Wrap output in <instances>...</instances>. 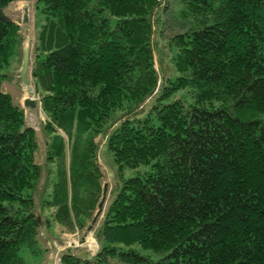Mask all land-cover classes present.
I'll list each match as a JSON object with an SVG mask.
<instances>
[{
	"label": "trees",
	"instance_id": "16d2710c",
	"mask_svg": "<svg viewBox=\"0 0 264 264\" xmlns=\"http://www.w3.org/2000/svg\"><path fill=\"white\" fill-rule=\"evenodd\" d=\"M33 6L42 149L3 87L26 44L0 19V264L38 254L44 227L87 229L104 153L99 249L61 264H264V0Z\"/></svg>",
	"mask_w": 264,
	"mask_h": 264
},
{
	"label": "rangeland",
	"instance_id": "374dc122",
	"mask_svg": "<svg viewBox=\"0 0 264 264\" xmlns=\"http://www.w3.org/2000/svg\"><path fill=\"white\" fill-rule=\"evenodd\" d=\"M33 4L34 0H15L5 9H3L4 13L10 19L14 20L20 25L23 37L25 38L24 44H28L30 49L36 32ZM24 14H26L27 17L26 21H23ZM154 57L155 66L157 68L158 65L155 54ZM19 68L16 69L13 80L14 82L4 80L3 87L4 90L9 92L23 107H25L23 105V100L26 97L32 98L36 101L37 106L35 108L25 107V122L27 125L35 129L37 139L40 144L39 148L42 149V144L44 141L42 126L46 121V116L41 110L39 95L34 92V86L31 82L29 72L28 79L30 81V84L24 85L17 78ZM160 82L161 79L159 78L158 87L160 86ZM157 91L158 88L153 93ZM179 95H181V92H177V94H175L174 96L179 97ZM146 101L148 102L149 99ZM99 162L104 173V183H108V185L111 187L114 184V180L111 177V171H114V169H116L115 165L113 164L110 155H107V153H104L103 156L100 155ZM134 174L135 170L133 169L128 168L124 170V177H130ZM40 238L41 239L38 243L40 252L38 254L30 252V250L27 248H21L20 255L22 256L25 264H61L60 256L65 252L70 251L72 253L92 256L96 254L99 249V244L94 235L93 229L85 230L76 227L73 230H62L59 226L52 225L51 227L43 228Z\"/></svg>",
	"mask_w": 264,
	"mask_h": 264
},
{
	"label": "water",
	"instance_id": "95a60500",
	"mask_svg": "<svg viewBox=\"0 0 264 264\" xmlns=\"http://www.w3.org/2000/svg\"><path fill=\"white\" fill-rule=\"evenodd\" d=\"M4 18L6 19V18H9V17L0 8V19H4ZM26 20H27V17H26V14H24L23 21H26ZM29 53H30L29 46L28 45H24L23 46V50H22L21 64H20V68H19V78H20L21 82L24 85H29L30 84V81L28 79ZM23 105L25 107L35 108L36 107V102L32 98L26 97L23 100ZM106 188H107V184L104 183L103 184V195H102V197H101V199H100V201L98 203L97 211H96L95 216H94V218L92 220V223L87 227V230H91L92 229V224L95 222L96 217L103 210V205H104L105 197H106Z\"/></svg>",
	"mask_w": 264,
	"mask_h": 264
}]
</instances>
